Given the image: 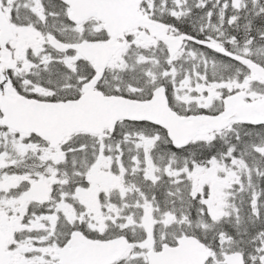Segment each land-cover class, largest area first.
I'll return each instance as SVG.
<instances>
[{"label": "snow or ice", "instance_id": "obj_1", "mask_svg": "<svg viewBox=\"0 0 264 264\" xmlns=\"http://www.w3.org/2000/svg\"><path fill=\"white\" fill-rule=\"evenodd\" d=\"M0 264H264V0H0Z\"/></svg>", "mask_w": 264, "mask_h": 264}]
</instances>
